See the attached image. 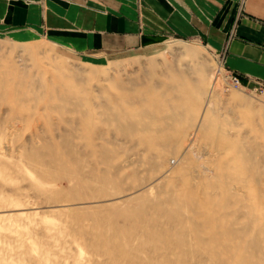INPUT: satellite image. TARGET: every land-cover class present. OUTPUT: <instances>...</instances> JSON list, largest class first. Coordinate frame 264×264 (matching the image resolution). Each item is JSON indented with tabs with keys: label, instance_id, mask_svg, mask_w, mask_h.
<instances>
[{
	"label": "rangeland",
	"instance_id": "rangeland-1",
	"mask_svg": "<svg viewBox=\"0 0 264 264\" xmlns=\"http://www.w3.org/2000/svg\"><path fill=\"white\" fill-rule=\"evenodd\" d=\"M91 2L0 0V264H264V95Z\"/></svg>",
	"mask_w": 264,
	"mask_h": 264
},
{
	"label": "crops",
	"instance_id": "crops-1",
	"mask_svg": "<svg viewBox=\"0 0 264 264\" xmlns=\"http://www.w3.org/2000/svg\"><path fill=\"white\" fill-rule=\"evenodd\" d=\"M91 1L90 9L74 7L78 11L74 20L83 22L84 12H96L86 25L103 37L116 31H128L127 35L129 31H164V24L158 25L160 19H167L171 31H200L215 50L223 52L222 67L237 75L240 87L252 89L257 82L264 83V0ZM30 11L13 2L7 19L15 25L24 23ZM59 18L61 22L63 16Z\"/></svg>",
	"mask_w": 264,
	"mask_h": 264
},
{
	"label": "built area",
	"instance_id": "built-area-1",
	"mask_svg": "<svg viewBox=\"0 0 264 264\" xmlns=\"http://www.w3.org/2000/svg\"><path fill=\"white\" fill-rule=\"evenodd\" d=\"M223 57H224V53H219V59L218 62L220 63L221 67L223 64ZM224 77L226 79V82L233 87H238L239 86V80L238 77L235 73H233L232 71L229 70H224ZM253 91H255L256 93L260 94V95H264V83L262 82H257L256 85H254V87L251 89Z\"/></svg>",
	"mask_w": 264,
	"mask_h": 264
},
{
	"label": "bare ground",
	"instance_id": "bare-ground-1",
	"mask_svg": "<svg viewBox=\"0 0 264 264\" xmlns=\"http://www.w3.org/2000/svg\"><path fill=\"white\" fill-rule=\"evenodd\" d=\"M176 42H178V41H176ZM182 42V41H181ZM172 43V42H171ZM172 45L173 46H176V47H180L178 44H176L175 43V41L172 43ZM183 47H184V49L187 47V46H185V45H182ZM187 51H193V49L191 48V47H188L187 49H186Z\"/></svg>",
	"mask_w": 264,
	"mask_h": 264
}]
</instances>
